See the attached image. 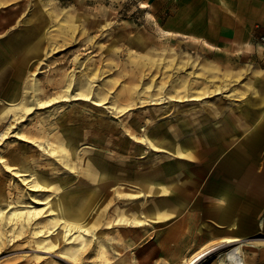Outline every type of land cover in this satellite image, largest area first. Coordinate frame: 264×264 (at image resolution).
<instances>
[{
  "label": "rangeland",
  "instance_id": "obj_1",
  "mask_svg": "<svg viewBox=\"0 0 264 264\" xmlns=\"http://www.w3.org/2000/svg\"><path fill=\"white\" fill-rule=\"evenodd\" d=\"M165 4L0 0V37L30 30L40 47L22 78L20 101L4 96L13 73L0 84V264H188L198 252L217 245L195 232L185 248L173 242L177 237L160 243L154 229L162 231L167 224L150 228L129 210L133 183L114 177L104 181L110 186L100 187L102 181L92 180L85 162L94 146H110L106 155L114 163L139 159L138 154L123 158L118 151L139 152V125L154 124L156 114L172 103L179 108L173 114L192 110L194 125L203 116L235 123L247 107L253 108L249 98L258 53L225 52L164 32ZM24 38L31 41L29 33L19 39ZM7 68L14 69L5 64L0 73ZM205 91L211 94L187 101ZM191 135L193 140L183 145L193 153L208 147L199 132ZM197 153L189 154L194 162L187 171L196 174L190 182L200 185L215 159ZM165 154V161L175 157ZM151 166L143 164L146 170ZM70 199L84 200L78 221L60 214ZM71 222L86 230L68 231L64 225ZM235 244L243 264H252L262 255L264 235ZM235 244H218L195 264H220Z\"/></svg>",
  "mask_w": 264,
  "mask_h": 264
},
{
  "label": "crops",
  "instance_id": "obj_2",
  "mask_svg": "<svg viewBox=\"0 0 264 264\" xmlns=\"http://www.w3.org/2000/svg\"><path fill=\"white\" fill-rule=\"evenodd\" d=\"M165 3L161 21L164 32L225 52L243 56L258 53L261 60L252 81L255 91L249 98L253 108L247 107V112L235 123L222 119L210 122L203 116L201 123L194 125L190 115L193 111L186 108L173 114L179 112V108L177 103H172L170 109L156 114L154 124L139 125L142 133L138 138L139 152L126 147L118 151L123 158L138 154L139 159H132L133 162L122 159L116 161L117 164L106 155L110 146L101 147V150L94 146L85 159L88 172L92 180L102 181L100 187L110 186L104 181L114 177L132 182L129 210L137 213L138 222H148L150 228L159 223L167 224L162 231L154 229L157 241L162 244L177 237L179 240L172 241L180 242L185 248L190 242L189 235L194 232L217 245L235 244L264 235V121H259L264 116V106H259L264 101V51L253 39L255 32L264 33V0H172ZM256 24L261 25L257 31L254 29ZM27 33L31 41L19 39ZM34 37L30 30L24 34L12 33L5 39L0 37V69L5 64H12L14 68L0 73V84L13 73L4 91L8 101L20 99L24 86L22 78L31 71L40 53L39 45L33 42ZM185 82L189 84L188 79ZM210 94L205 91L188 96L187 101ZM193 132H199L208 146L196 153L213 155L215 159L214 166L205 173L200 185L190 182L196 174L187 171V165L194 162L188 159L189 154L196 153L183 145L185 140H193ZM163 150L175 159L170 157L165 161L169 156L161 154ZM144 163L151 164V168L144 169ZM176 168L178 171H174ZM146 201L149 202L145 204ZM126 209L127 205H124V214ZM235 245L239 252L238 244ZM171 246L178 249L174 243ZM261 254L251 263L264 264V250Z\"/></svg>",
  "mask_w": 264,
  "mask_h": 264
},
{
  "label": "bare ground",
  "instance_id": "obj_3",
  "mask_svg": "<svg viewBox=\"0 0 264 264\" xmlns=\"http://www.w3.org/2000/svg\"><path fill=\"white\" fill-rule=\"evenodd\" d=\"M25 58H27V57H25ZM87 96L88 95H85L84 97H87ZM99 130H101V129H99ZM69 139H71V138H69ZM68 144L70 145L72 143L68 142ZM85 159H86V157H85ZM95 162H97V160H95ZM73 200H74L75 204H71ZM73 200L70 199V203H69L70 205L61 207L60 214L66 215L70 219L78 221V219H81L82 216H83V211L85 210V203L82 202L84 200H82V201L81 200L80 201H78V200L76 201L75 199H73ZM65 204H67V203H65ZM64 226H67V230L68 231H71L72 229H75V231H80V232L86 230V228H83L84 225L83 224H79V223L71 222V223L65 224ZM228 241H231V240H228ZM213 249L214 248L210 247L208 249H204V250L198 252L197 254L192 256L187 261L188 264H195L197 261H199L202 257H204L207 253H209ZM220 264H242V260L240 258L238 249L235 247V248H232L231 250H229L225 254V258L223 260L222 259L220 260Z\"/></svg>",
  "mask_w": 264,
  "mask_h": 264
},
{
  "label": "built area",
  "instance_id": "obj_4",
  "mask_svg": "<svg viewBox=\"0 0 264 264\" xmlns=\"http://www.w3.org/2000/svg\"><path fill=\"white\" fill-rule=\"evenodd\" d=\"M163 1H165V2H170V1H172V0H163ZM260 28H261V25H259V24L254 25V29H255L256 31H257L258 29H260ZM253 39H254L256 45H257L258 47H260V48L264 51V33H257V32H255V33L253 34Z\"/></svg>",
  "mask_w": 264,
  "mask_h": 264
}]
</instances>
